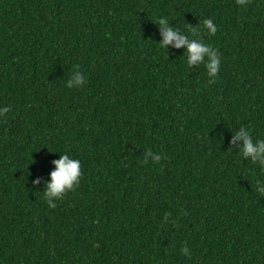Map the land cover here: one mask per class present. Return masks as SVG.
<instances>
[{"label":"trees","instance_id":"obj_1","mask_svg":"<svg viewBox=\"0 0 264 264\" xmlns=\"http://www.w3.org/2000/svg\"><path fill=\"white\" fill-rule=\"evenodd\" d=\"M0 106V264H264V169L232 141L264 139V0H0ZM61 154L82 175L49 208Z\"/></svg>","mask_w":264,"mask_h":264},{"label":"clouds","instance_id":"obj_2","mask_svg":"<svg viewBox=\"0 0 264 264\" xmlns=\"http://www.w3.org/2000/svg\"><path fill=\"white\" fill-rule=\"evenodd\" d=\"M247 0H237V4L245 6ZM157 23L161 26L162 40L159 44L160 47L165 48L171 44L175 48L183 47L185 49L184 63L187 67L192 64L198 66L203 64L207 76L210 78L209 83H214L218 78L220 58L218 51L211 45L202 42L199 38L190 39L189 35L181 34L178 29L170 27L167 23V17H160ZM203 26L208 30L209 35H214L217 31V26L213 21L208 18L203 20ZM189 31L194 37L196 34L195 28H190ZM85 83V75L79 71H73V75L66 81L65 86L68 88H80ZM10 111L7 106H0V117H3ZM243 141L241 151L246 157H249L251 161L264 169V139H257L253 143V137L251 130H245V127L241 126L238 131L232 136V141ZM149 158L153 163H158L161 159L159 154L153 153L151 150H146L144 154L143 163H147ZM55 170L50 173V182L46 184V190L43 198L48 204L49 208H54L56 205L51 202V197H62L65 192L73 190L79 186L80 177L82 175L80 161L71 157L68 154H61L58 160L54 162ZM38 182V181H37ZM254 190L259 196H264V187L260 186V180L257 179L254 184ZM180 253L186 257L191 258L192 252L186 245H182L179 249Z\"/></svg>","mask_w":264,"mask_h":264}]
</instances>
